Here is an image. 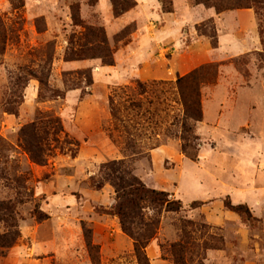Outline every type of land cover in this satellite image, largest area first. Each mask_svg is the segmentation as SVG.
Here are the masks:
<instances>
[{
    "label": "rangeland",
    "instance_id": "rangeland-1",
    "mask_svg": "<svg viewBox=\"0 0 264 264\" xmlns=\"http://www.w3.org/2000/svg\"><path fill=\"white\" fill-rule=\"evenodd\" d=\"M135 2L115 17L110 0H0V200L18 201L20 229L0 264H138L132 240L110 214L113 188L95 186L100 166L123 158L147 188L182 203L180 211L159 215L145 248L150 264H174L170 245L176 242L184 245L187 264H264V64L258 55L264 1L220 13L195 0H170L169 11L161 0ZM72 5L86 24L103 26L112 65L63 60L68 36L81 30L72 23ZM203 23L214 28L216 47L197 32ZM207 65L215 76L200 86L202 120L194 125L191 160L179 152L178 129L170 125L182 110L176 94L160 93L156 103L151 93L135 98L128 88L136 81L174 83ZM41 67L49 78L39 96L38 80L24 70ZM81 70H90L89 85ZM17 76H23L21 87L13 85ZM73 84L78 88L68 89ZM111 99L124 120L135 117L125 108L131 100L143 102L135 148L123 150L126 138L114 128ZM8 102L15 113L4 110ZM41 116L56 117L63 127L43 165L30 160L18 136ZM157 143L172 148L171 156L152 159ZM33 209L45 218L37 220ZM83 227L98 249L94 258Z\"/></svg>",
    "mask_w": 264,
    "mask_h": 264
},
{
    "label": "trees",
    "instance_id": "trees-1",
    "mask_svg": "<svg viewBox=\"0 0 264 264\" xmlns=\"http://www.w3.org/2000/svg\"><path fill=\"white\" fill-rule=\"evenodd\" d=\"M264 0H195L197 4H203L207 7H212L216 13L225 10H232L241 7H247L251 3H259ZM92 3V2H91ZM112 11L115 17L121 16L123 13L135 7V0H110ZM161 3L166 11H169L168 5L170 0H161ZM71 20L75 27L81 28L78 33L72 32L67 39V48L65 50L63 60L65 62L79 61L84 59H99L102 65L113 64V49L107 41L105 30L101 25L86 24L79 15L77 5L70 7ZM39 30V27H37ZM197 32L209 37L210 43L216 47V36L214 28L207 23L196 26ZM124 30H122L123 32ZM261 43L264 47V31H260ZM5 29L0 20V42L4 44ZM122 37L117 36V39ZM260 61L264 64V51L259 54ZM51 62V57L46 58V63ZM212 65L201 66L192 72L177 78L174 83L165 81H152L150 83L135 82L132 90L135 98H140L148 93L159 101V94L168 92L176 94V101L182 107L181 114H174L170 118V125L177 128V139L180 141L178 150L186 155L189 159L195 160L196 155H192L190 149L192 143L198 140V136L194 132L196 122L202 120V109L200 102V86L202 82L213 80L215 70ZM45 68V66H43ZM28 76L35 77L40 84L39 96H42V88L48 85L49 75L45 74L41 68L37 71L25 69ZM64 76L68 72L63 73ZM78 75L85 80L86 85L91 81L90 70H81ZM66 82V80H64ZM23 76L15 77L14 86L21 87L23 84ZM78 88L77 85H70L68 89ZM53 97H60V91H53ZM148 104H153V99L147 100ZM143 102L140 99H133L126 105V110L136 111L133 120L122 119L119 116V108L114 107L113 100H110V114L114 121V128L123 129L125 143L123 150L135 148V140L133 134L140 126V116L146 111H142ZM4 110L9 113H15V108L11 107L9 102L3 105ZM167 110V109H166ZM157 115V109L153 110ZM149 122V121H148ZM156 124V121H154ZM63 133V127L58 118L52 116L36 117L32 122L24 125L18 132L20 145L23 150L29 155L32 162L43 165L52 147L59 145V135ZM69 144H77L63 139ZM53 145V146H52ZM160 144L153 145L150 149L158 147ZM103 183H108L114 190V204L111 207L110 214L118 218L120 228L133 242V253L138 264H150L145 248L148 243L157 233L160 224L159 215L165 212H178L182 209V203L179 199H169L168 193L147 188L142 181L137 178L132 169L125 162V159L111 160L103 163L99 169V180L95 184L97 188L102 187ZM18 201L13 199L0 200V255H3L6 250L11 248L20 237V229L18 224V212L16 204ZM228 208L239 210L241 207H233L226 204ZM150 210L148 215L146 210ZM32 215L37 220L45 218L37 209H33ZM90 231L83 227V236L91 258H94L93 253L98 251L95 245H92L90 240ZM95 250V252H94ZM170 253L174 264H187L185 260V247L181 242L172 243L170 245ZM201 264V263H200Z\"/></svg>",
    "mask_w": 264,
    "mask_h": 264
},
{
    "label": "crops",
    "instance_id": "crops-1",
    "mask_svg": "<svg viewBox=\"0 0 264 264\" xmlns=\"http://www.w3.org/2000/svg\"><path fill=\"white\" fill-rule=\"evenodd\" d=\"M172 153H173V149L172 148L167 147V146H159V147L154 148L151 151V157L153 159V157L155 155H157L160 159H163L165 157L171 156ZM116 232H117V227H116ZM109 235L112 236V233H109ZM116 236H119L118 233L116 234ZM131 248L133 249L132 242H130V244H129V249H131Z\"/></svg>",
    "mask_w": 264,
    "mask_h": 264
}]
</instances>
